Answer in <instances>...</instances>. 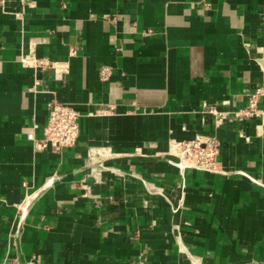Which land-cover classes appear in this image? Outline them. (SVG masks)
<instances>
[{
  "label": "crops",
  "instance_id": "0c3cea01",
  "mask_svg": "<svg viewBox=\"0 0 264 264\" xmlns=\"http://www.w3.org/2000/svg\"><path fill=\"white\" fill-rule=\"evenodd\" d=\"M263 4L0 0V264H264V95L233 115L264 82ZM53 99L81 114L59 151ZM197 134L227 173L172 162Z\"/></svg>",
  "mask_w": 264,
  "mask_h": 264
},
{
  "label": "built area",
  "instance_id": "2783aa9c",
  "mask_svg": "<svg viewBox=\"0 0 264 264\" xmlns=\"http://www.w3.org/2000/svg\"><path fill=\"white\" fill-rule=\"evenodd\" d=\"M264 11V4H263ZM100 76L107 78L109 70L100 67ZM264 95V82L259 83L248 95L247 104L242 109L233 112L234 117L251 118L260 117L263 113L257 103ZM48 116L43 127V137L40 140L42 147L50 146L59 151L65 147L73 146L79 134L80 112L65 102L51 100L47 104ZM203 112L212 116L216 126L228 118V111L220 110L215 105H206ZM91 115L92 112H87ZM220 140L215 135L197 134L191 139L171 140L168 144L167 154L179 170L193 168L198 171L227 173L218 161Z\"/></svg>",
  "mask_w": 264,
  "mask_h": 264
}]
</instances>
